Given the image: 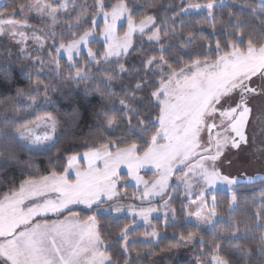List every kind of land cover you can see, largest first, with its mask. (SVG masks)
Instances as JSON below:
<instances>
[{"label": "snow or ice", "instance_id": "1", "mask_svg": "<svg viewBox=\"0 0 264 264\" xmlns=\"http://www.w3.org/2000/svg\"><path fill=\"white\" fill-rule=\"evenodd\" d=\"M217 6L229 9L227 19L218 20ZM94 7L95 11H87V0L82 4L77 0H27L10 13L0 11V36H7L30 63L40 65L28 73V88L15 89L16 104H24V97L28 103L22 109L14 105L11 120L6 111L0 122V174L16 168L21 175L29 173L18 183L9 181L0 194V264H145V256L157 253L134 249L136 217L151 228L140 235L159 236L149 217L162 208L165 224L169 217L177 219L172 194L180 185L182 192L176 194L183 197L181 214L196 229L187 237L181 234L180 240L184 245L199 243L201 255L205 248L208 251L197 264H264V175L232 176L223 170L231 166L225 153L247 148L249 129L257 122L264 124V0H231L229 4L225 0H181L159 16L155 10L165 6L157 0L145 3L139 18L133 15L135 0H117L111 10L105 0H95ZM192 10H206L208 35L203 25L185 31L183 17ZM20 14L23 18H16ZM33 14L47 31L29 23ZM98 16L104 21L99 32ZM121 21H126L127 29L118 35ZM7 27L30 31H6ZM135 34L142 38L135 57L138 64L128 60L136 50ZM98 36L103 38L102 51L89 47ZM30 39L36 42L37 55L26 47ZM145 42L152 45L153 54L146 55ZM6 52L11 56L10 50ZM64 55L67 61L62 65ZM46 72L77 85L92 81L84 86V98L99 95L105 102L95 113V134L63 151L57 147L58 122L51 114L17 123L39 107L42 88L43 100L50 102L49 85L40 79ZM32 75L37 79L32 80ZM117 82L123 93L119 107L114 90ZM152 111L156 115L149 117ZM254 151L264 154V147ZM22 153L29 154L26 160ZM46 153L50 154L49 167L40 174V169H33L32 156ZM122 166L137 186L143 185L141 202L159 197L163 204L137 211L133 205L117 203L127 195L119 191L126 183ZM142 169L153 171L154 178L144 179L139 174ZM174 176L175 187L170 184ZM240 184L259 192L245 197L251 215L233 216L240 207ZM257 184L258 189L253 187ZM219 186H226L230 193L229 211L224 214L217 212ZM184 199L190 203L184 205ZM75 205L86 206L91 215L80 218L72 210ZM126 210L131 222L118 227L110 241L102 231L101 217L112 216L115 221ZM218 223L226 227L206 240L202 229L212 231ZM244 240L255 243L240 242ZM225 244L231 245L228 252L238 259L221 254ZM179 246L169 245L168 250Z\"/></svg>", "mask_w": 264, "mask_h": 264}, {"label": "trees", "instance_id": "2", "mask_svg": "<svg viewBox=\"0 0 264 264\" xmlns=\"http://www.w3.org/2000/svg\"><path fill=\"white\" fill-rule=\"evenodd\" d=\"M27 0H3L2 7H0V11L8 12L10 13L12 8L20 3H25ZM94 2L95 0H87V4L89 5V8L87 11L92 12L94 11ZM117 0H105V4L107 5L108 10L111 8V5L116 3ZM152 2L156 3L157 0H135V4L137 6V10L133 13V15L137 18L142 14V8L145 3ZM160 4H163L164 8H157L156 14L163 15L165 8H167L169 5H180L181 0H158ZM193 3H206L207 0H191ZM241 2H253V0H241ZM84 3V0H78L77 4ZM226 4L231 3V0H226ZM130 7L133 6L132 3L129 4ZM227 7H221L217 6L215 9V13L217 15L218 20L223 18L227 19V13H228ZM169 15H171V10L168 12ZM22 14L18 15L16 18H21ZM66 19L67 17H62ZM183 19L185 20V31L189 29H195L199 28L201 25L205 27V35H208L211 32V29L208 27V25L205 23L206 19V12H194V13H186L184 14ZM90 26V25H89ZM99 27V25H97ZM123 25L119 27L117 34L121 35L123 32ZM179 29V25L177 26ZM98 29V28H97ZM135 48L136 50L133 51V55L128 58L133 63H139L136 61L135 57L138 55V47L139 43L138 38L135 37L134 39ZM145 49H146V55L153 54L149 49L152 47V45H149L145 42ZM89 47H92L93 49H100L103 50V43L95 40L93 41ZM82 55L85 57L84 52ZM7 57V58H6ZM61 64L65 65V61L62 58ZM36 69L35 65H32L30 62H27L23 60V58H20L19 56H8L5 49L2 47L0 43V122L3 121V117L5 112L7 111L9 114V120H11L12 115L14 114L12 112L13 106L23 108L25 104H16L15 100L13 99L15 94V89L17 87H23L28 88L29 86V79H28V73L30 71H34ZM5 74H7V79H5ZM37 79L36 75H32V80ZM40 79L43 80L46 84L49 85L48 89V96L50 97V102L45 103L43 100L39 103V107L30 115H27V119H21L18 120V124L28 123L30 121L36 120L38 116H43L45 113L51 114L53 118H55L58 122V130H57V136L59 139V143L57 144V147L61 149V151L72 147L74 144H78L85 139H87L90 135H94L96 132L94 125L95 121V113L97 111H101V105L105 103L101 100L99 95L90 96L87 99L84 98V86L85 84H92V81H81L78 85L74 81H64L57 79L55 77L50 76L47 72L40 76ZM125 82L127 83L129 81V77H124ZM132 83H135L133 80ZM43 89V88H42ZM114 90L118 93L117 97V107L118 105V98L120 96H123V93L120 92V85L119 82L116 83ZM139 95H143V93H139ZM73 101H76V103H73ZM78 110V114H77ZM23 115V113H22ZM149 117H154L156 115L155 111L148 113ZM2 126V125H0ZM138 143H141L140 141H137ZM76 151H84L83 148H76ZM55 151V150H53ZM28 153H22L21 158L22 160H26L28 157ZM50 154L46 153L43 155L36 154L32 156V159L35 161V164L33 165V169H40V174H45L44 170L49 167L48 164V156ZM28 172H24L23 175H21V169L16 168L12 169L7 172V175L0 174V182L3 183V187H0V194H2L4 191L7 190V185L9 181L15 180L17 183L26 178L28 175ZM124 179V176L122 177ZM255 188H259V184L253 186ZM239 190L241 191V202L240 207L236 209V211L233 213V216H244V215H251L248 208L250 206H246L245 204V197H251L252 195H259V192L253 191V188H249L244 184H240L238 186ZM124 190L125 193H127V196L130 195H136L137 191L129 185H122L119 188V191ZM216 196L218 200V207L217 212L220 214L227 213L229 211L228 208V200L230 193L227 191H216ZM166 199V197H164ZM181 199H183L182 196L173 197L172 204L174 207H176L178 216L175 221L170 220L167 224L161 219V218H152L151 224L155 225L157 230L161 232V236L155 240H142L143 236L140 235L144 233L145 231H150L151 228H146V226L137 225L134 227L133 235H136L138 237V242L133 245L134 249L139 252H145L147 250L154 251L157 253V255L165 252L168 250L169 245L174 244H180L181 240V234H183L184 237H187L189 232L196 231L195 227L185 222V217L181 214L183 209L181 206ZM124 202H133L136 206H143V205H151L155 202H147L140 204L139 202L130 199V198H121L117 203L121 204ZM163 202V200H159L156 203ZM184 205L187 203V199L183 200ZM73 212H75L77 215L80 216V218H86L88 215H91V212L88 209H78L73 208ZM67 215V213H65ZM50 219H57L56 216H49ZM63 218V217H60ZM104 228L102 229L104 235L109 236V240L111 241V238L116 235V229L120 226H122L125 223H130L131 218H129L126 215L119 216L118 220L113 221L112 216H103L101 217ZM112 228V231L109 232V228ZM226 227V223H218L216 225V228L212 231L208 230H202V234L205 236L206 240H211L213 237V234L215 231H218L222 228ZM244 244H254L255 241L253 240H244L240 241ZM231 247L230 244H225L224 248L225 251L222 252V255L227 256L230 260H236L238 259V256H236L234 253L228 252V249ZM163 250V251H162ZM208 255L207 248L204 250V254L201 255L200 245L199 243L192 244L190 248V261L183 260L179 264H197V260L204 259ZM152 256H145L144 261L145 264H147L148 258Z\"/></svg>", "mask_w": 264, "mask_h": 264}, {"label": "rangeland", "instance_id": "3", "mask_svg": "<svg viewBox=\"0 0 264 264\" xmlns=\"http://www.w3.org/2000/svg\"><path fill=\"white\" fill-rule=\"evenodd\" d=\"M77 2H78V0H77ZM225 2H226V0H225ZM2 3H3V0H0V6L2 5ZM109 10H111V8ZM94 11H95V9H94ZM194 12H206V10H204V11L192 10L189 13H194ZM21 18H23V14H22ZM97 21H98L97 25H99V27H97L98 28L97 32H99L100 28H102L104 25V21H103L102 16H98ZM29 23L33 24V25L39 24V21L35 18L34 14L29 19ZM122 25L124 26L123 27V32H124L127 29L126 21L118 22V29ZM39 27L43 28L45 31H47V28L44 24H39ZM13 30H15V31H30V30L25 29V28H15V29H13L12 27L6 28V31H13ZM123 32L121 35H123ZM135 37L138 38V42H140L142 40V38L139 36V34H135L133 36V40L135 39ZM96 40L102 42L103 38L98 36ZM0 43H1L2 47L5 49V51H6V49L10 50L12 57L19 56L20 58H23V60L29 62L28 60H26L24 58V56L22 54L19 53V47L12 44L9 41V39L7 38V36H0ZM26 47L30 51H32L33 55L38 54L37 52L34 51V49L36 47L35 41H33L31 39L28 40L26 43ZM83 52L87 58V55H86L87 50L84 49ZM63 59L66 63L67 56L64 55ZM32 65H35L36 68L40 67L39 64H32ZM40 91H41V97L38 99V104L43 101L44 89H41ZM23 100H24V104L26 105L28 103L27 98L24 97ZM262 129H264V124L257 122L253 127H251L249 129L248 134H249V138H250V143H249V146L247 148H245L243 150L232 149V150L227 151L225 153L224 159L226 161L227 160L231 161V166H225L223 169L226 174H229L232 176H240L241 173H245L249 176H253L256 174L264 175V154H261L260 152L254 151V149L264 147V143H262V141H264V131H262ZM253 135H255V137H256L255 143H252ZM120 171H121V177L124 176V180L126 181V183L122 184V185L132 186L137 191L136 195H130V196L126 195V196H123L122 198H130V199H133V200L139 202L140 204L147 203V202H155L151 205H143V206H141V205L136 206L135 203H133V202H124V203H121V205H133L135 207V209L138 211L141 207H144V208L160 207L163 204V202L156 203L157 201L160 200L159 197L151 198L150 200H146L144 202H141L139 200V197L143 191V185L137 186L136 182L127 176V168L126 167L122 166ZM139 174L146 180L154 178V172L147 170V169H142ZM175 175H182V173H176ZM170 184L173 185V187H175L178 184V181L175 179V176L170 180ZM182 189H183V185H180L179 188H176V193L182 192ZM218 190L227 191V188H226V186H219ZM120 192L125 193L124 190H122ZM176 193H173L172 196L177 198L180 195H177ZM210 196H211V193H209V198H210ZM165 197H166V199L169 198L168 196H165ZM194 198H195V194L193 195V199ZM189 203H190V201L187 199L186 205H188ZM73 208L87 209L86 206H84V205H75V206H72V209ZM189 210H194V209H189ZM163 211L164 210L161 208L160 212L152 213L151 216L149 217V220L151 221L152 218H161L164 221ZM118 215L119 216L126 215L132 219V216L127 212V210L124 213L118 214ZM48 216H53V215L48 214ZM169 219L171 220L170 217H169ZM137 225L145 226L144 221L138 216L136 217V224L134 225V227ZM202 230H207V229L205 228ZM160 236H161V232H160V235L157 237L143 236L142 240H144V241L145 240L155 241ZM191 246H192V244L184 245L181 242L179 247L172 248V249L167 250V251H165L159 255L152 256V257L148 258V260H154V261H156V264H179L183 260L190 261V248H191ZM145 252H149V250H147ZM145 252H142V253H145Z\"/></svg>", "mask_w": 264, "mask_h": 264}, {"label": "crops", "instance_id": "4", "mask_svg": "<svg viewBox=\"0 0 264 264\" xmlns=\"http://www.w3.org/2000/svg\"><path fill=\"white\" fill-rule=\"evenodd\" d=\"M36 134H37V135H41V134H42V130H41V129H37V130H36Z\"/></svg>", "mask_w": 264, "mask_h": 264}]
</instances>
